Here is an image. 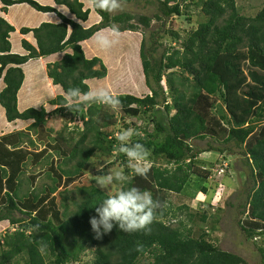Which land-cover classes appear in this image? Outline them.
I'll return each instance as SVG.
<instances>
[{"label": "trees", "instance_id": "trees-1", "mask_svg": "<svg viewBox=\"0 0 264 264\" xmlns=\"http://www.w3.org/2000/svg\"><path fill=\"white\" fill-rule=\"evenodd\" d=\"M43 1L46 3L0 0L3 5L0 12L4 9L8 13L12 7L27 4L38 14H54L56 18L35 27H21L24 38L19 45L24 53L20 54L13 50L11 42L16 28L0 14V83L3 84L0 106L8 122H24L20 127L30 124L29 129L42 126L57 137L61 135L55 132L54 126L60 122V115L65 117L71 113V121L83 120L84 128L67 158L68 162L76 161V165L72 169L59 167L61 179L53 178L47 191L37 192L30 187L23 195L21 175L26 163L21 161L16 167L5 159L10 154L6 142L20 130L0 137V154L4 155L0 160V233L4 232V223L13 227L0 240V264H18L20 258H24V264H138L146 255L152 259L151 264H248L240 255L216 245L207 232L194 237L193 228L188 226L192 215L188 214L186 220L178 214L187 213L189 207L174 208L168 202L167 193L185 192L192 175L202 178L205 183L201 190L208 193L207 180L211 173L196 164L200 151H194L190 141L210 137L217 142H209L207 150L222 155V163L229 154L243 158L245 173L252 185L240 205L247 219L238 224L247 240L264 235V7L256 16L246 17L240 14L236 0H191L207 20L195 29L184 30V36L170 30L175 44H170L157 58L152 55V50L157 49L147 48L144 31L150 28L153 19L163 21L183 15L186 0H157L159 12L154 17L135 16L130 12L113 16L93 7L101 21L88 26L91 10L86 8L85 0ZM139 25L143 33L137 49L150 93L145 96L126 93L117 97L125 113L151 116L157 134L147 133L133 142L142 143L152 153L154 162L146 176L133 172L127 186L151 191L161 208L147 230L124 233L114 226L110 233L97 239L89 220L95 215V207L109 194L95 185L78 187L82 198L71 211L65 203L67 197H63L64 203L57 201L56 196L61 194L59 184L62 177L72 180L79 175L97 149H105L109 154L117 150L116 160L126 157L119 152L116 137L100 131L84 115L86 110L92 118L96 106L79 102L68 105L66 91L70 87H79L82 92L95 89L93 86L107 77L108 67L102 57L88 56L102 52L101 49L96 47L93 52L85 45L95 41L97 33L112 26H118L119 33L138 32ZM30 34L35 43L26 38ZM156 34L150 35L153 44L157 42ZM48 57L53 58L25 71L28 62ZM164 78L167 90L161 83ZM24 84L31 90L30 105L20 110L19 92ZM26 100L22 97L21 102ZM218 100H222L219 105ZM159 104L164 110L157 108ZM107 107L97 112L108 127L115 124V117L107 113ZM170 112L165 127L158 121V115ZM49 121L53 122L52 126ZM161 132H165L162 141L158 138ZM93 134L95 146L85 147ZM43 154L44 151L40 156ZM34 156L33 161L39 158ZM158 160L166 167L157 165ZM28 180L34 184L32 177ZM227 204L232 206L230 202ZM201 220L205 222L207 217L203 215ZM88 250L94 256L90 261H83L82 256Z\"/></svg>", "mask_w": 264, "mask_h": 264}, {"label": "rangeland", "instance_id": "rangeland-1", "mask_svg": "<svg viewBox=\"0 0 264 264\" xmlns=\"http://www.w3.org/2000/svg\"><path fill=\"white\" fill-rule=\"evenodd\" d=\"M236 1L240 14L246 17L256 16V14L264 7V0ZM92 2L93 0H85L86 8H90L91 10V19L86 24L87 26L91 25L90 23L101 21L100 16L95 12L92 6ZM41 3L46 2L41 0ZM121 3V8L111 12V15L114 16L122 12H130L135 16L146 15L154 17V15L159 12L157 0H121ZM2 6V3L0 2V10ZM183 6V15L174 16L169 19L165 18L166 20L163 21L153 19L151 21L150 28L144 31L147 35V48H151L153 46L157 49L155 51L152 50V55L155 57L159 58L164 49H166L170 44H175L170 35V30L179 31V33L184 36V30L188 31L190 29H195L201 22L207 20V17L201 12L200 7L195 5L191 0L184 1ZM13 9H15L13 16H17L18 18H20V16L17 15L19 9H22L25 14H28L31 10L30 6L27 4H19ZM32 11L33 10H31V13ZM31 13L28 15V18L20 21L18 20L16 24L21 21H23V23L26 22L27 25L31 24ZM0 14L7 19L9 17L4 9L3 12H0ZM48 14L49 13H40L41 21L39 22H42V19L47 18V16H49ZM189 18L191 21H189ZM52 19H56L54 14L52 15ZM49 20L50 18H47L44 21L46 22ZM50 22L53 21L51 20ZM134 22H137V20ZM139 27L140 30L138 32L127 31L119 33L118 43L110 49H101L100 51L102 52L99 53H87L89 57L95 54L100 55L108 67L107 77L100 81L98 86H93V88L103 87L115 96L126 93L145 96L150 93V90L146 87V78L143 74L141 58L138 50L143 33V27L141 25H139ZM110 30L111 29L107 28L101 33L110 34ZM152 32L157 33L155 36L157 42L155 44H153V40H151L150 35ZM28 37L31 38V36ZM85 45L90 47V50L93 52L96 47H98L94 40L86 43ZM106 54H108V56ZM55 59L57 58L55 57L53 61H55ZM97 68H99V66H97ZM161 83L164 85L165 90H167L168 86L165 78ZM119 85V89L115 90L114 88ZM189 90L191 91V89ZM168 100L170 101V99ZM221 103L222 100H218L217 105ZM90 105L96 106V110H93L92 118L88 113H86V110L83 111V113L87 116V118L92 119V121L96 123L92 125L99 128L100 131H108L110 135L113 134L114 137H117L121 131L131 127L134 131L138 132L139 135H134L129 143H133L147 133L157 134V131L154 130L155 126L152 122L153 119L151 120V116L148 114L129 115L125 113L121 107L114 110L100 103ZM102 107H107L105 110H107L109 115L114 114L115 124L108 127L105 126V119L97 112L98 109L100 110ZM157 108L164 110L162 104H159ZM170 115L171 112L169 114L164 113V115H158V121L163 126L167 127ZM59 117L60 122L54 126V130L61 135V137L54 136V134L50 133L48 130L46 132V129L42 126L32 127L29 129L27 127L30 126V124H28L22 128L20 126H22L24 122H16L17 124L15 125V129L21 131L20 133L10 136L8 141L17 142V147L14 148L10 145V154L8 158L5 159L14 163L16 167L21 163V161L26 163L25 168L23 167L22 169V171H24L23 175H21L23 178L21 191L22 195L23 193H26L30 187L32 189L35 188L37 192H41L42 190L47 191V188L53 184V178H57V180L61 179L59 167H62L63 169H72L76 165V161L68 162L67 158L71 153V149L76 145L77 141L81 137L82 128H84V126H81L83 120H79L77 118V121L76 119L71 121V113L68 116L62 117V115H60ZM52 123L53 122L49 121L51 126L53 125ZM93 136L94 134L86 141L85 147L91 148L95 146V143L92 141V139H94ZM158 136L159 140L162 141L165 137V132H161L160 135L158 133ZM213 141H215L214 143L217 142L210 137H207L204 140L194 139L190 141L193 150L197 152L200 151L199 157L197 156L196 158V164L204 169H207L211 173L207 180V185L209 187L208 193H204L201 190V187L204 185L203 183H205L201 181L202 178L197 175H192L191 183L188 184L185 192L167 193L168 202L174 208L183 206L189 207V211L187 213L185 212L181 214V212H178V214H180L182 219L186 220L188 214L192 215L193 220L188 223V226L193 228L194 237H198L200 234L207 232L210 235L211 240L223 250L240 255L248 264H264V235L247 240L240 224H238V221L242 222L247 219L246 215L241 213L242 209L240 208V205L245 201L247 190H249L252 185V183L248 181L249 179H247L245 173L247 169L242 163L243 158L241 155L237 156V154H229L226 157L227 159L222 163V155L215 152L211 153L207 150L208 143ZM43 151L44 154L40 156ZM149 153L150 155L146 163L150 167V165L154 162V157L150 151ZM118 154L117 150L112 154H109L106 153L105 149H97L79 175H75L72 180L67 177H62V182L59 184L58 192L61 194L56 196L58 203H64L63 197H67L68 200L65 203L70 205L71 211L75 210L76 202L79 203L82 198L78 191V187L81 186L90 187L95 185L109 195L114 194L120 185L113 183L110 186L101 187L99 180L105 178L101 175L108 174L109 172L115 173L116 171H122L125 175L130 177L133 173L132 169L129 167V161L126 156V158H122V160H116ZM34 155L39 157L35 161H33L35 158ZM1 159H4V155L2 154H0V160ZM156 163L159 166L161 165L162 167H166V164H163L164 162L160 163L158 160ZM100 166H103L102 172L98 170ZM4 167L6 168L7 166ZM168 167L171 168L173 165H169ZM7 171L10 172V168H8ZM34 176L36 177V180H34ZM30 177L34 180V184L31 180H28ZM63 180L66 181L65 184H63ZM45 194L46 193L44 192L43 195ZM47 201L49 200L47 199ZM229 202L232 203V206L227 204ZM203 215L207 217L205 222L201 220ZM173 221L176 220L174 219ZM2 228L4 232L0 233L1 241L6 231H13V227L9 226V223H4ZM93 256V251L88 250L85 255L82 256L83 261H90ZM152 262V259L146 255V257L142 258L138 264H151ZM18 264H24V258H20V262Z\"/></svg>", "mask_w": 264, "mask_h": 264}, {"label": "clouds", "instance_id": "clouds-1", "mask_svg": "<svg viewBox=\"0 0 264 264\" xmlns=\"http://www.w3.org/2000/svg\"><path fill=\"white\" fill-rule=\"evenodd\" d=\"M92 6L105 12H114L121 8V0H93ZM119 29L112 26L110 34L97 33L95 43L102 50H108L118 43ZM21 53V52H20ZM24 53V52H22ZM66 104L74 102L83 104L100 103L112 109L121 106V100L110 93L109 90L98 87L82 92L79 87H70L66 91ZM134 135H139L129 127L121 131L116 139L119 141V152L125 154L129 161V167L138 176H146L149 166L146 161L149 158V150L139 142L129 143ZM115 152V151H114ZM99 171H103L100 166ZM105 178L99 180L101 187L110 186L113 183L120 185L114 194L105 197L95 207V215L90 217L89 223L97 239L110 233L114 226L124 233H135L147 230L152 224L155 214L161 208L158 199H154L149 190H142L137 186H127L128 176L122 171L101 175Z\"/></svg>", "mask_w": 264, "mask_h": 264}, {"label": "crops", "instance_id": "crops-1", "mask_svg": "<svg viewBox=\"0 0 264 264\" xmlns=\"http://www.w3.org/2000/svg\"><path fill=\"white\" fill-rule=\"evenodd\" d=\"M12 8H14V7H12ZM12 8L7 13V15L9 16L8 17V20L16 28V31L11 34V42L13 43V50L15 52H21L22 53L23 52L22 47L19 45V41L22 38H24V36L20 33L21 27H23V26H29V27L38 26L39 23H41V22H39V21H41V18H40V14H38L35 11H32V13H31V10H30L28 12V14H25L22 11V9H19L18 10L19 12H18L17 15L20 16V18H18L17 16H13V13L15 12L14 10L16 8L15 9H12ZM30 13L32 14V16H31V19L32 20L30 19L31 24L27 25L26 22L23 23V21H21L20 23L16 24L18 20L20 21L22 19L24 20V19L28 18L29 17L28 15H30ZM48 15L49 16H47V18H50L49 21H51V20L52 21H55V20L52 19V14H48ZM47 18H45V19H47ZM45 19H42V21H44ZM29 36H31V38L30 37H26V38H28V40L30 42L35 43V40H34L32 34H30ZM51 58H53V57L42 58V59H39V60H36V61H30V62L27 63V65H25V71H29L36 63H38L40 61L45 63L46 62L45 59H51ZM28 86L29 85H25L24 84L23 87H22V89L19 92V101H20L19 106H20V110H25L26 107H27V105L28 106L30 105V103H29L30 101H28V99L31 96V90L29 89ZM2 88H3V84L0 83V91L2 90ZM22 97L25 98V99H27L24 103L21 102ZM17 122H21V121H17ZM16 124H17L16 122H11L10 123V122L7 121L6 116H5V110L0 106V137H2L3 135H5L7 133L15 132L16 131V129H15L16 128L15 127ZM13 125H14V127H13ZM16 143L17 142H14V141H7L6 142L8 149H10V145L12 147L16 148L17 147V144Z\"/></svg>", "mask_w": 264, "mask_h": 264}]
</instances>
